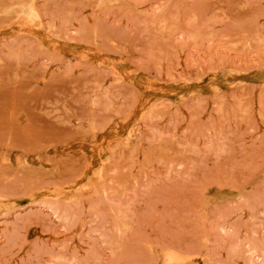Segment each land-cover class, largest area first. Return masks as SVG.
<instances>
[{"label":"rangeland","instance_id":"obj_1","mask_svg":"<svg viewBox=\"0 0 264 264\" xmlns=\"http://www.w3.org/2000/svg\"><path fill=\"white\" fill-rule=\"evenodd\" d=\"M0 264H264V0H0Z\"/></svg>","mask_w":264,"mask_h":264}]
</instances>
